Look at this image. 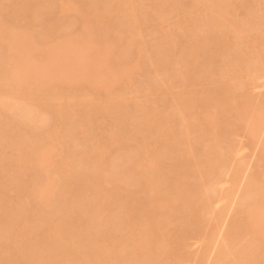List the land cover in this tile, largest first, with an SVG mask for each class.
Instances as JSON below:
<instances>
[{
	"label": "rangeland",
	"instance_id": "obj_1",
	"mask_svg": "<svg viewBox=\"0 0 264 264\" xmlns=\"http://www.w3.org/2000/svg\"><path fill=\"white\" fill-rule=\"evenodd\" d=\"M73 1L77 4V8L79 6V9H81V11H79V9H76L75 7L76 5L74 3H73L75 5L74 10L72 9L71 10L67 9L68 11H65V9L60 10L59 6L62 0L61 1L60 0L59 1L58 0H52V1L51 0H0V20L1 22H4L5 25L4 27L6 28L13 27L16 33L22 30L19 28H23L22 31H24L26 28L30 29V31L31 29H33L32 32L30 33L33 34L31 35L32 41L34 37V39H36L35 41H37V43L40 44V42L42 41L44 42V40L45 41L49 40L48 43H50V41L53 42L54 38L56 37L60 38L63 37L64 35L66 36L71 35V40L72 38L75 39L74 35L77 36L79 33L82 32V29L84 28L83 25L84 23L81 22L84 18L83 15L84 16L89 15L91 18L87 16L85 17L86 19L84 18L86 22L91 21L92 23L89 22V24L90 23L91 25L93 24L94 30L97 29L98 31V29L102 28L101 30H99V33H104L103 35V34H99L97 31H94L95 33L93 32V35L97 36L96 37L97 39L99 40L103 39V42L104 40L106 41L107 38H110V36L111 37L115 36L116 37L115 40H117V38L119 39V42L117 41L118 44L117 43H116L117 45L114 44L116 48L115 46H113L114 55L112 54V56H110L112 57L111 58L112 66L113 65L116 66V64L118 63L116 60H118L119 62L121 60H124L122 62L130 61L128 63H131V61L134 62L136 61L137 64L132 69L131 71L132 73L130 72L132 75H130L131 77L128 78V80L130 79L129 82L126 80L122 81L125 78H120L121 79L120 81V79L116 77L118 80L114 83L117 84H113L112 82H110L111 81L110 79L111 76H109L110 74L108 75L104 73L105 75L104 74L100 75V77H97L95 75L98 78L96 79L98 81V85L96 84L97 81L92 78L93 82H96L95 88L93 87L94 89L92 88L91 85H89V83L88 84L85 83L86 79L84 82L86 85H84L83 81L81 80L80 81L78 80L79 83L76 82L77 84L75 82L72 83L71 81L73 78L72 79L68 78L70 77L73 71V70L71 71L70 69L69 71H71V74L69 72L68 77L66 73H64L65 75L60 74L58 78L59 80L57 79L59 81V84L56 85V83L52 82L53 84H55V86L52 85V83H50L52 87H48V89L46 87H45L46 89L45 88L37 89L38 86L36 87L35 84L31 82L36 87L34 89L32 88L30 91L32 92L31 96L33 95V97L31 98L30 96L27 97L26 98L27 100L22 101V103L24 102L23 104L20 105L18 104L19 107L17 106V104L15 106L16 108L1 107V111H0L1 113L0 114V231H1L0 232V264H82L83 262H84L83 264H91L92 262H93L92 264H100V262H98L95 259L96 257L97 259L100 256L103 257L102 254L106 255V257L104 256L106 259L103 257L104 258L103 261L100 257L101 264H106V263L135 264V262L136 264H148L150 261L152 262H150L149 264H154L156 263V261H157L156 264H162L163 262L159 263V260L161 261L164 260L165 261L164 264H173L175 261H177L175 262V264H216V262H219V260H221L220 258H222L226 253L225 250L223 252L224 254L220 253L223 251L221 246L223 243L220 242H223L224 238H227L229 240L230 236L233 237V239L235 237L234 242L236 244V242L238 241L237 247L239 243V247L241 249L239 248L240 249L239 250L237 247L236 249L238 250L233 249L235 248L233 246L234 242L226 241L227 240L226 239L224 243L229 242V245L233 246V248L231 247L232 248L231 249L232 251H230L231 254L229 255L227 254V257L224 256L226 260L223 259V261L225 262L227 261L228 264L229 263L234 264L235 261L233 260L234 259L236 260L235 256L237 258H240L241 260L242 259L241 256L243 255V253L245 254V256H247L246 251H248L247 249H250L248 247L250 245L246 247V244H248V240L250 239V237L252 236L251 237L252 240V238H255L254 236L258 235V234L256 235L253 234L254 235L253 236L252 234H250L251 236L248 238L245 236L244 232H246L247 230L243 232L242 230H244L245 227L241 229L242 227H240L241 225L239 224V221L242 220V223L240 222L241 224H243L244 221L243 220L244 217L241 216L242 215L241 212L247 209L245 208L247 204L252 203L253 201L254 203L260 201L261 199H259V197H263L264 199V164H263L264 159L261 160L259 157L261 155L260 151L264 148L263 145L264 119L262 122L258 121L259 123H261L259 130H256L258 129L257 127L254 126L251 127L252 125L251 126L247 125L248 127H245L247 120L251 119L250 117L252 116V114H254L253 111L256 112V109L258 110L259 106L261 107L263 106L264 109V69H263L264 65H262L264 64L263 63L264 36H261L263 45L261 44L260 45L262 46V48L259 47L260 45L258 46V48L262 49V53H258L254 49L255 53L256 52L258 53V56L256 55L257 53L255 54L252 51H251L252 53L248 51L249 46H251L250 43L249 46L245 45L248 39H250L248 38V36H252V37L255 36L254 38H257L258 36L259 37L258 39H261L260 35H264V0H226V1L225 0H185V1L182 0L179 1L180 4L177 2L178 0L176 1L173 0L174 6L171 7L169 6L171 5V2H173L172 0L169 1L166 0L167 4L166 1L164 2L163 0H161L162 3L163 2L165 3V6L164 3L156 4V0H155V5L150 0H139V1L131 0L132 3L128 2L129 0L127 1L126 0H73ZM227 1L229 3V6L228 8H223V9H228L229 11L227 10L224 11V13L222 12L223 14L222 13L220 14L219 9L221 10L222 8V7L220 8V5H223V3L227 4L226 3ZM96 2L97 4L100 3L99 6L97 5V7L102 8L101 10L103 12L107 13L108 11L107 14L103 13L101 17L99 16L100 18H96V15H94L93 12L95 8L94 4ZM106 2L110 4L106 5ZM149 2L152 3L153 5L149 4ZM158 2L160 3V1ZM175 3L178 6L179 5L181 6H179L177 10L174 9L173 11L172 7L174 8L178 7ZM132 4L135 6H132ZM90 6L93 9L92 14L90 13L91 12ZM105 6L106 7L108 6L109 8L107 7L108 9H106ZM128 6H130L131 8ZM110 7H112L113 9ZM169 8L172 11H169ZM110 9H112V11L109 12ZM82 10H85V12L88 13H85L86 14L85 15L83 14L84 11ZM78 11L81 12L83 15L81 16V14ZM109 13H111L112 16L109 15ZM104 14L106 15V17ZM92 15L94 16L92 17ZM137 22L141 24H138ZM134 23H136L135 25L138 24L137 26H140L138 27L140 28V32H138L139 30H137V33H139V35H137L138 38L134 37L133 33L131 34L132 28L134 27V25L132 24ZM1 25L3 26V23ZM87 26L85 24V28ZM93 26L91 27L89 26L87 28L89 29L92 28ZM208 27L211 28L212 32H210L211 30ZM15 28H17L18 30ZM134 29H136V27H134ZM215 29L219 31L220 34L217 31H215ZM78 30L80 32H78ZM85 30L87 29H84L83 30L84 32L81 33L79 36H77V37H83L82 38L83 41L81 39H79L81 41L76 39V41H79V43L84 42V38H87L84 37L86 36L84 35V33H87ZM115 30H117L118 33H115L114 35ZM6 31L8 30L5 29V33L7 34ZM133 31L136 32L135 30ZM68 32L69 35H67ZM71 33L72 34L74 33V35L72 36ZM119 33L120 35L119 37H117ZM20 34L21 35L18 36L20 37L23 36L22 33ZM91 34L92 33L89 34L90 38L92 36ZM130 34L133 36H131ZM46 36L49 38L47 39ZM243 36L246 37L247 41ZM12 37H14V35ZM28 37L29 36L27 35L26 38ZM40 38H46V39H40ZM59 38L58 40L61 39ZM90 38H88L89 42L91 41L90 43L93 42L94 44L95 39L93 38L94 39L93 41L92 39L90 40ZM99 40L96 41L99 42ZM73 41L75 42V40ZM255 41L260 42L261 40L255 39ZM79 43L77 42V45ZM101 43H99L98 45L100 46ZM34 44L36 45V42H34ZM138 44L141 45L140 48ZM74 45L73 47L70 48V46H72V43L70 44V46L68 44L69 48L67 47V49L74 48ZM137 46L138 49L140 50L138 54L136 53L138 52L136 51ZM181 46H185L183 50L186 55L185 57L183 56V58L180 55L182 53V51L180 50ZM0 47L2 48V49L0 48V58H1L0 79H1V78H5L4 75L5 76L7 75L6 73L8 72L7 70H9V66L11 68V64H10L11 62L10 61L8 62L7 60L8 57H11L10 56L11 54L9 55L7 54L8 55L7 57L6 53L9 52L8 50L7 52H5L6 51L5 45L0 43ZM238 47L240 51H237ZM242 47H246L245 48L246 50H244ZM240 48H242V50ZM254 48H255V43H254ZM41 49H40V53H41ZM111 51L112 49L110 50V53ZM38 53H39V49H38ZM39 57L40 56H38L37 59ZM33 58L34 59L36 58V54L33 56ZM115 58L117 59L113 60ZM37 59H35L36 62L39 61ZM180 59L182 60V62ZM185 59H187V61ZM40 60H42V56ZM108 62L107 63L110 66L107 67H110L111 69L112 66L110 64V60ZM7 63H9L8 69L6 68L8 65ZM34 63L35 62H33V64ZM81 63L83 64V61ZM107 63L105 64L107 65ZM82 64H80V66H83ZM132 64L134 63L132 62ZM261 65L262 67L261 70L259 71ZM100 67L102 68L104 67V65ZM116 67H118V65ZM113 69L114 68H112V70ZM242 69L244 70L243 72ZM247 69L248 70L253 69V70L247 71ZM95 72L99 73V71H94V73ZM247 72H249L250 75ZM9 73L10 71L8 72V74ZM1 74L3 75V77H1L2 76ZM8 79L9 77L7 78V80ZM69 79H71V81ZM2 81L3 83L0 80V84L3 87L7 86L8 88L9 85L8 84L5 85L4 80ZM53 81H55V79ZM8 82L9 81H7V83ZM80 82H82L83 87L82 84H80ZM110 83L113 85L110 88L111 90L108 89L109 86L107 88V84L110 85ZM27 84L24 86H27ZM104 84H106V86ZM3 87L0 89L1 91ZM13 87L16 88V86L14 85ZM4 88L6 89V87ZM21 88L19 89L20 90L24 89ZM29 88L25 87V91L28 90ZM19 89L16 90L17 93ZM9 90H11V88H9ZM13 91H11L10 93H12ZM79 91H81L82 94ZM13 93H15V91ZM3 94L4 93L0 94V96L2 95L3 97H5L7 95L6 93L5 96ZM19 95L22 98L21 92ZM19 95L17 96V99L19 98ZM82 95H84V97ZM12 97L14 98V96ZM22 99H25V97ZM78 100L79 103H81L82 101L84 102V100L85 102L79 104L77 103ZM244 100H246V103ZM243 101L244 104H242ZM239 102H241L240 104L241 107L242 105L244 106L247 105V107L248 106L250 107L244 108L243 106V108H241L239 107ZM13 104L15 105V103H12V106ZM116 104H118L117 107H119V109H122V110H118L119 112H117L116 110L117 109V107L115 106ZM187 104L192 105L190 106V108L194 107L193 110L194 109L195 110L192 111L194 116H196L195 118L194 116L192 118L189 116L191 113L190 114L188 113L191 111V109H189L188 107L189 105L186 106ZM236 104L238 105V107ZM183 106H185L184 110L189 109L188 113L184 111L185 115L188 114L187 117L185 116V118L187 119L183 117L180 118L182 115L184 116L181 110L183 109L182 108ZM113 107L116 109H114ZM234 107L236 108V110H234L235 109ZM113 109L116 110L115 114ZM238 109H240V112ZM243 109H245L244 113H242L243 115L241 114L240 116L239 114L236 113L237 111L241 113V110L243 112ZM121 111L122 113H120ZM210 111L212 112L210 113L211 116L212 114L215 115L212 118L214 120L211 121L212 123L211 122L203 123L204 121L203 119H201L203 115H201V113L206 114L205 112H210ZM259 111L263 113H259L257 111L258 114L256 112L255 115L264 114V111L260 109ZM123 113H125L124 114L125 116L123 115ZM26 114L27 115L29 114L28 116L31 115L30 118L32 117V119L30 120L29 118L27 119V116H25ZM234 114L239 116L238 118L239 120H236L235 118L236 116ZM140 115L141 117L145 116L144 118L148 119L145 122V119H143L142 117V121L144 120V124L141 121L142 125L137 124V121H135L134 119L135 117L137 118V116L139 118ZM255 115L252 116L251 120H255V119L258 120V118L256 117L257 115L256 116ZM23 116H25L26 118L24 119ZM130 117L134 119L136 123L132 121ZM138 118L137 120L138 122H140ZM208 119L210 120V118ZM204 120L206 121V119ZM181 123L188 124L189 126L186 125L187 126L186 128V126L182 125ZM247 123H249V120ZM249 127L256 130L258 134L255 131H253L251 128L250 130L247 129ZM186 131L192 133L190 134L191 135L190 137L192 138L191 140L190 138L187 137L189 136V134ZM250 131H253L255 133L251 135ZM36 132L38 134L36 135L39 138L37 137L38 141L36 140L37 143L33 144V146H36V144L37 146L44 145L43 144L44 142L47 145L48 141L50 143L53 141V143H55L57 146L55 148L54 147L52 148L53 150H55L54 152L53 150L50 149L53 152L52 154H50L51 151L50 153L48 152L46 154V155L49 154L48 161H47L48 158L46 157H45L46 159H44L45 161L43 159H41L42 162H40L39 159L38 161L37 158L39 157V155H37L36 157L35 155L36 151L33 154H31L32 153L31 151L35 150L34 147H33L34 150H32L25 146V145L28 146V142L30 143V145H32L31 142H34V140L36 139L35 138L33 141H27V144H25L26 142L25 140H27L29 137L28 135H26L27 139H25L26 137L25 134L30 135ZM181 132L182 133L186 132L184 133V135L186 136L185 138ZM113 133L116 134V137L114 136ZM256 134L258 136H256ZM259 134L262 135L261 137L263 138H261ZM222 137H224V139ZM115 138L117 139V141ZM119 138L121 140H119ZM163 138L165 141H163ZM185 139L189 141L187 142ZM23 141L25 142L23 143ZM118 141L121 142L117 143ZM260 142L262 143V145ZM21 144L23 145V147ZM164 144H166V146ZM30 145L29 147L31 148ZM97 145L98 146L100 145V148L102 145V147H105L104 148L105 150L107 149L106 152H104V149L102 148L103 156H101L100 154L99 156V158L101 157L100 160L95 158L97 156H94L97 155L95 154V152L99 150L98 149L99 147ZM20 146L21 149H19ZM91 146L94 152L91 151L92 150L90 149ZM261 146H263V148ZM42 148L44 149L45 146L44 147L42 146ZM36 149L38 150V147ZM19 153H21L22 155L20 154V157L18 158ZM210 153H212L213 155L212 154L210 155ZM27 154L29 155L28 157ZM30 155H32L31 156L32 158L30 157ZM144 156H145V160L146 158L147 160L152 158L153 161H155L153 163L154 165L152 164L153 162L152 159L148 161V162L152 161L151 164L153 165V166L150 165L151 167L149 166V168L144 163L145 167L148 168L146 169V171L144 170L145 168L143 169L145 174L143 173L141 168L144 167V165L142 164V166L141 165L138 166L137 165L138 163L136 162L138 159H140L139 162H144L143 161L144 159H142V157L144 158ZM71 157L73 158L71 159ZM93 158L95 159V161L93 160ZM207 158L210 159L208 160ZM19 159L21 160L23 159V160L21 161ZM27 159H29L28 162H26ZM63 159L65 160V162H63L64 161ZM201 159H203L204 161L207 160V162L206 161L203 162L204 165L206 164L205 167L204 165L200 164L202 162ZM112 160H115L116 162ZM117 160L119 163L117 162ZM199 160H200L199 163L200 165L199 164L198 165L199 167L202 166L203 167L202 169L204 170L202 171V169L200 168L201 172L199 171V169L196 168L197 165L194 163V162L198 163ZM69 161L70 164H68ZM96 161L100 163L102 161H103L102 163L108 162L107 170L103 171L104 169L102 170L100 169L99 166H96L100 164V163L99 164L96 163ZM112 162L115 163L114 164L115 166L112 164ZM65 163L68 164V168L66 169H69L71 174L73 171V175L70 174V177L73 176L72 177L73 179L70 178L69 175H67L68 177L66 178H70V179H64L65 175L63 176V178L60 177L61 173H63L61 170L65 169L64 168ZM94 164L96 167L94 166ZM117 164H119L118 166L119 168L117 167ZM117 168L119 169L120 172L118 171ZM114 169L115 170L117 169V173L121 174L119 175V178H118V174L115 175L116 171H114ZM234 170L235 172L237 171L236 172L237 175L235 176V182L234 180H232L234 179V174H235ZM97 171L98 172L101 171L102 174L98 173ZM97 174L102 176L101 178L106 179V181L104 179L103 181L100 178V176H98ZM252 174L253 176H251ZM252 177L253 178L258 177L256 179L260 180L257 181L258 188H255L257 184H254L255 182L253 181ZM50 178H53L54 181L53 179ZM97 178L100 179L99 181L100 186L102 184L103 185L102 188L104 187L105 189H107L108 192L110 191L109 193H106L108 195L105 196L104 194L103 197V193H101V191L103 190L100 191V188H98L99 184L95 183L98 182ZM146 178L149 180H147ZM179 178L181 179V181ZM250 178L253 181L252 183ZM197 179L200 180L197 182ZM43 180L44 181L52 180L54 183L57 182V184L55 183L56 185L54 184V187L56 186L59 189L58 191L56 190L57 188L55 187V190H53L54 192L52 191L51 195L49 194L50 195L49 200L47 201V203H44L45 205L40 203L41 201L39 197L37 198L38 194H36V191L37 190L39 191L38 187H41L42 183L44 182ZM65 180H69L70 183L68 181L66 182ZM85 180L88 181V183L84 184ZM179 181L180 183H178ZM45 183L46 182H44V184ZM201 183L203 184L201 185ZM204 183L206 184L205 187H203ZM209 183L211 184V187L207 186V184L210 185ZM230 183H232L233 185ZM177 184L179 188L177 187ZM249 184L255 186L254 188L256 191H251L252 189L254 190V188L251 186L252 189L250 188L251 189L250 190ZM67 185L68 186L70 185L69 187L72 189H69ZM60 186L62 187V190ZM81 186L84 189H82ZM206 186L208 188L209 187L212 188L213 191L212 189L210 190L206 188ZM244 186H248V188L246 187L247 192H245ZM118 187L120 188V190ZM196 188L199 192L196 191ZM203 188L205 190H203ZM96 189H98L97 190L98 192L96 191ZM63 190L64 191L68 190V191L64 192ZM93 190H95L96 192L95 191L93 192ZM175 190L177 191L179 190V191L177 192ZM203 191H205V193ZM206 191L208 192V195ZM84 192L86 195L84 194ZM244 192L245 195H243ZM87 193H89V195ZM251 193L253 194V196L255 195L254 196L255 198L252 197ZM109 194L113 196H110ZM83 195L87 196V200L86 197L84 199L83 197L80 198V196ZM246 195L248 197H246ZM78 197L80 198V200H78ZM201 197L204 198L205 201L204 199H201ZM243 197L245 199L249 198L250 200L252 197V201H250L249 199L245 200L243 199ZM81 199H83L82 200L83 202L81 201ZM212 200H214V203L212 202ZM209 201L211 205L208 204ZM243 201H245V203L248 201V203L245 204L243 203ZM263 202L261 201V203ZM241 203L244 204L245 206L242 205ZM240 204L242 205V208L245 209L239 212L240 209L239 207L241 206ZM257 205L258 204H256V206ZM252 206L255 207V204ZM261 206L259 205L257 207H261ZM158 207L160 208L158 209ZM257 207H255V209ZM66 208L69 210H67ZM215 211L216 212L218 211V213H216ZM93 212L96 214L94 215ZM98 212H100L101 214ZM123 212L125 214H123ZM244 212H246V210ZM93 215L96 217L100 215L101 219L99 220L100 216H98V218L95 219L96 217H93ZM125 215H127L129 218L127 216L125 217ZM246 215L249 216L248 213ZM90 217L94 218L93 220L95 221L91 220ZM162 219H165V222L166 221L168 222L167 223L162 222L163 223L162 225L160 224L161 222H159ZM246 219L248 220L249 218L248 217L245 218V221L247 222ZM236 220L238 222V224L236 222V225L238 226L240 225V226L239 227L236 226L235 229V225L233 228L232 226ZM252 222L251 224L248 220L247 225L246 223L244 224L246 226H249L251 224L250 226H252L255 223L254 221ZM146 223H148L149 225ZM228 227L231 230H229ZM55 228L58 229L55 231ZM232 229H235L234 231L236 232L238 231V232L236 233ZM89 230L92 235L93 234L97 235L96 232L101 233V235L99 236L102 237L101 240L104 239L103 241H105V242L100 241L99 243L100 246L96 244V246H99L98 249H96L97 247L94 246L95 244L92 245V243L90 247V244H88L89 241L86 240L87 238L86 235L90 234ZM229 231H233V233L231 234V232ZM138 233L139 235H137ZM246 234L248 233L246 232ZM92 235L89 236L91 237ZM134 235L136 236L135 237L136 239L134 238ZM143 235L145 236L143 237ZM81 236L85 237L84 239L87 242L85 240L84 242H86L87 245L84 242L81 243V241L83 240L82 239L83 237L81 238ZM131 237L134 239L133 241L136 240L137 242H132V240H130ZM150 237L152 240L150 239ZM53 238H56L58 241ZM138 238L141 241V245H143L144 248H146L145 250L143 249L144 251H141L142 249L141 250L137 249L136 243L140 242ZM258 238L259 237L255 239L257 240ZM127 239L129 245H130L129 240L130 242H132V244L135 247V250L131 249L133 247L126 248L127 246H124V245H128L125 243L127 242ZM154 239L155 240L160 239L159 242L158 240L155 241V243L157 242L156 246L158 248L161 247L160 244H159L160 247L157 245L158 243L164 240L166 241L163 242L164 244L161 250L162 253H164L163 255L161 251H159L158 253L157 250L158 248L156 249L154 248L153 245ZM259 239L261 240H257L256 243L258 244L257 247L254 246L255 249H257L256 252L254 249H253L254 251L250 249V253H253L252 256L254 255L256 257V264L257 262L258 264H264V262H260L261 259L264 257V237L262 236V238ZM122 240L124 243L123 249H122V245L117 246L119 243L118 241H120L119 244H121ZM230 240H232V238H230ZM149 242L151 243V246L149 245ZM255 242L256 241L253 242L254 245H256ZM146 243L147 245H144ZM244 243L245 246H243ZM77 246L79 247V249L77 248ZM107 246L110 248V250H107V252L108 251L110 252V256H111L110 260L112 262L109 260L110 258L109 252L108 253L106 252L107 253L106 254L103 251H101L102 247H104V249L102 250H105ZM251 246H253V244ZM116 248L117 251L122 249V251L119 252H123V250L125 249L124 251L126 253L123 252V257L120 255L122 253L117 252L115 254L114 251L116 250ZM229 248H225V249H228L229 251ZM130 249H131L130 252L132 253H129ZM78 250L79 253H77ZM112 250L114 253L112 252ZM244 250L246 251L243 252ZM96 251H98L99 253ZM134 251L135 253H133ZM228 251L227 253H229ZM239 251L243 253L241 254ZM237 252H239L238 254L239 256L241 254L240 257L236 254ZM254 252L256 255L254 254ZM92 253L95 254L93 255ZM218 253H220V255ZM69 254L71 257H69ZM117 254L120 255L119 256L120 259L125 258L126 261L123 262L124 260L121 261L117 257H114L113 259V256ZM81 255L82 256L85 255V256L82 257ZM157 255L160 258H157L156 260V257H158ZM94 256L96 257L93 258ZM175 256L177 259L175 258ZM254 256L252 257V259L254 258L255 260ZM69 258L70 261L68 260ZM152 258L154 259V261ZM167 258L168 260L166 261ZM115 259H118L121 262ZM102 261L104 263H102ZM247 261H250L249 258ZM239 262L237 261V263ZM219 264L221 263L219 262Z\"/></svg>",
	"mask_w": 264,
	"mask_h": 264
},
{
	"label": "bare ground",
	"instance_id": "obj_2",
	"mask_svg": "<svg viewBox=\"0 0 264 264\" xmlns=\"http://www.w3.org/2000/svg\"><path fill=\"white\" fill-rule=\"evenodd\" d=\"M51 1H52V0H51ZM58 1H59V0H58ZM60 1H61V0H60ZM72 1H73V0H71V1H70V0H62V2H60L59 9H60V10H64V9H65V11H68L69 9H70V10H71V9L74 10L75 7H76V9H79V6H78V8H77V4H76L74 1H73V2H72ZM126 1H127V0H126ZM138 1H139V0H138ZM150 1L153 2L154 5H155V0H150ZM158 1H160V3H159ZM163 1L165 2L166 0H163ZM168 1H169V0H168ZM172 1H173V0H172ZM174 1H176V0H174ZM174 1L171 2V5H170V3H169L170 6H169V5H168V6H169V7L174 6V4H173ZM179 1H182V0H178L177 2L179 3ZM184 1H185V0H184ZM184 1H183V3H184ZM225 1H226V0H225ZM128 2H131V0H129ZM133 2H134V1H133ZM157 2H158V3H157ZM164 2H163V3H164ZM177 2H176V3H177ZM71 3H72V4H71ZM73 3H74L76 6H75ZM92 3H93V2H92ZM126 3H127V2H126ZM131 3H132V2H131ZM131 3H130V4H131ZM161 3H162L161 0H156V4H161ZM163 3H162V4H163ZM176 3H175V4H176ZM178 3H177V4H178ZM226 3H227V4H224V3H223V5H220V8L222 7L221 10L219 9L220 14H221L222 12L224 13V11H227V10H228V9H223V8H228V6H229L228 1H227ZM104 4H105V3H104ZM107 4H108V3L106 2V5H107ZM109 4H110V3H109ZM109 4H108V5H109ZM128 4H129V3H128ZM149 4H152V3L149 2ZM166 4H167V1H166ZM172 4H173V5H172ZM177 4H176V5H177ZM179 4H180V3H179ZM230 4H233V3H230ZM97 5L99 6L100 3L97 4V2H96V3L94 4V6H95L94 11H93V9H92L93 4H92V7L90 6V7H91V12H90V13L92 14V11H93V12H94V15H96V18H100V17L103 15V13H106V12H103V11L101 10L102 8L97 7ZM102 5H103V2H102ZM152 5H153V4H152ZM176 5H175V7H176ZM74 6H75V7H74ZM130 6H131V5H130ZM130 6H128V7H130ZM132 6H135V5L132 4ZM132 6H131V7H132ZM156 6H157V5H156ZM160 6H161V5H160ZM162 6H163V5H162ZM164 6H165V3H164ZM177 6H178V5H177ZM179 6H181V5H179ZM179 6L176 7V8L172 7V8H173L172 10H173V11H174V9L177 10V8H179ZM105 7H106V6H105ZM107 7H108V6H107ZM107 7H106V9L109 8V7H108V8H107ZM131 7H130V8H131ZM98 8H99V9H98ZM110 8H112V7H110ZM130 8H129V11H130ZM166 8H167V7H166ZM67 9H68V10H67ZM106 9H105V10H106ZM112 9H113V8H112ZM112 9H110L109 12L112 11ZM127 9H128V8H127ZM132 9H133V8H132ZM99 10H100V11H99ZM172 10L169 8V11H172ZM79 11H81V9H79ZM79 11H78V12H79ZM82 11H84L83 14L88 13V12H85V10H82ZM87 11H88V10H87ZM101 11H102V12H101ZM106 11H107V10H106ZM228 11H229V10H228ZM99 12H100L101 14H100ZM79 13L81 14V16L83 15L81 12H79ZM107 13H108V11H107ZM107 13H106V14H107ZM223 13H222V14H223ZM80 14H79V15H80ZM99 14H100V15H99ZM128 14H129V13H128ZM85 15H86V14H85ZM94 15H92V17H93ZM104 15H105V14H104ZM109 15L112 16L111 13H109ZM129 15H130V14H129ZM86 16H87V17H90L89 15H86ZM86 16L83 15L84 18H85ZM99 16H100V17H99ZM130 16H131V15H130ZM83 17H82V18H83ZM105 17H106V15H105ZM109 17H110V16H109ZM80 18H81V17H80ZM84 18H83V20L81 21V22L84 23V24H83V25H84V28L82 29V32H81V33L84 32V31H83L84 29H87V30H85L87 33H84V35H86V36H84V35H81V36H84V37H87V38H84V42H80V43H82V44H80L79 41H81V40L83 41V39H82L83 37H77V36H79L81 33H79L78 35H77V33H76L77 36H75L74 33H73V34L71 33L72 36L74 35V38H75V39L72 38V40H71V35H70V36H66V35H64L63 37H60L61 39H60L59 37L54 38L53 42L50 41V43H48L49 40H48V41H45V40H44V42H43V41L40 42L41 45H40L39 43H37V41H35L36 39H34V37H33V41H32V36H31V35H33V34H30V33L32 32L33 29H31V31H30V29H27V28H26V29H25V30L27 31V32H26L25 30L22 31L23 28H19V29H22V30H20V31H18V32L16 33L13 27H12L13 29H12V28H6V27H4V26H5V25H4V22H1V20H0V22H1V23H0V43L5 45V48H6V49L3 47V48L6 50L5 52H7V50H8L9 53H6V55H7V54H8V55L11 54V55H10L11 57H8V55H7V57H8V59H7L8 62H9V61L11 62V63H10V64H11V68H10V66H9V63H7L8 65H7V67H6V68L8 69V66H9V70H7V71H8V72L10 71V73L8 74V72H7V73L5 72V73L7 74L6 76L4 75L5 78H1V79H0L2 83H3L2 80H4V84H5V85H6V84L9 85L8 88H7V86H4V87H6V89H5V88L0 84V87H1V86L3 87L2 91L0 90V92H1L0 94L4 93V94H3L4 96L7 94L5 97H3L2 95L0 96V111H1V107H2V108H8V107H10V108H11V107L14 108V107L16 106V104H17V106H18V104H19V105H20V104H23L24 102L22 103V101L27 100V99H26L27 97H29V96H30V98L33 97V95L31 96L32 92H30L32 88L34 89V88H36V87L38 86L37 89H39V88H40V89H41V88L44 89L45 87L48 89V87H52V85L55 86V84H53V83H56V85L59 84V81H58V80H59V79H58V78H59V75H60V74H64V73H66V74H67V77H68L69 72H70V74H71V71H72V70H73L74 72L72 71V74L70 75V77H68V78H71V79L73 78V79H74V80L72 79V81H71V79H69L72 83H73V82H75V83H76V82L79 83L80 80L83 81V83H84V82H85V79H86V82H85V83H86V84L89 83V85H91L92 88H93V87L95 88V86H96V85H95L96 82H93V79H95V80L98 79L97 77H100V75H103L104 73H105V74H108V75L110 74V75H109V76H111V77H110V79H111L110 82H112L113 84H117V83H114V82H116V81L118 80L117 78H119V79H120V78H125V79L122 80V81H125V80H126V81L129 82L130 79L128 80V78L131 77L130 75H132V74H131V73H132L131 71H132V69L136 66V64H137L136 61H135V62H134V61H131V63H128V62H130V61H125V62H126V63H125V62H122V61H124V60H121V61L119 62L118 60H116L117 58H115V59H113V60H116L119 64H118V63L116 64V66L118 65V67H116L115 65H113V66H114V67H113L112 64H111V58H112V57H110V56H112L113 51H114V47H113V46H115V45L118 44L119 39L117 38V40H115V38H116L115 36H113V37L110 36V38H111V39H110V38H107V37H108V36H107V37H106V38H107L106 41H108V42H106V41L104 40L105 43L103 42V39H100V40L97 39V38H96L97 36L93 35V32H94V31H97V29L94 30V29H93V28H94L93 24L91 25L92 22H91V21L86 22V20H85L86 18H85V19H84ZM90 18H91V17H90ZM80 20H81V19H80ZM84 20H85V21H84ZM129 20H130V19H129ZM133 20H134V19H133ZM133 20H132V22H133ZM130 21H131V20H130ZM89 22H91V23L89 24ZM2 23H3V26L1 25ZM137 23H138V22H137ZM220 23H221V22H220ZM85 24H86V26H87V24H88L87 27H89V26H90V27L93 26V27H92V28H89V29H88L87 27L85 28ZM130 24H131V23H130ZM135 24H136V23H134V24H132V25H134V27H136V29H134V27L131 26V27H133V28H132V32H131V34L133 33L134 37H137V35H139V33H137V30H139L138 32H140V28H138V27H140V26H137V25H138V24H141V23H138L137 25H135ZM221 25H222V24H221ZM6 26H7V25H6ZM206 26H208V25H206ZM211 26H212V25H211ZM211 26H210V27H211ZM222 26H223V25H222ZM82 27H83V26H82ZM210 27H208V28L211 30L212 27H211V28H210ZM224 27H225V26H224ZM97 28H98V26H97ZM99 28H100V27H99ZM213 28H215V27H213ZM216 28H218V27H216ZM5 29L8 30V31H6L7 34L5 33ZM15 29H17V28H15ZM91 29H92V30H91ZM101 29H102V28H101ZM101 29H98L97 32L99 33V30H101ZM220 29H221V27H220ZM13 30H14V32H13ZM17 30H18V29H17ZM28 30H29L30 32H29ZM88 30H89V31H88ZM130 30H131V28H130ZM133 30H135L136 32H134ZM9 31H11V32H9ZM80 31H81V29H80ZM80 31L78 30V32H80ZM90 31H91V32H90ZM115 31H117V30H115ZM115 31H114V35H115V33H118V31H117V32H115ZM215 31H217V30L215 29ZM234 31H235V30H234ZM23 32H24V33H23ZM210 32H212V30H211ZM217 32L219 33V31H217ZM217 32H216V34H217ZM220 32H222V31H220ZM236 32H237V31H236ZM9 33H10V34H9ZM13 33H14V34H13ZM18 33H19V34H18ZM20 33H22V35H23L24 37L21 36V37H22V38H21L20 36H18V35H21ZM90 33H92V34H91V35H92L91 38H90V35H89ZM94 33H95V32H94ZM5 34H6V35H5ZM15 34H16V35L18 34V35L16 36ZM99 34H103V35H104V33H99ZM131 34H130V35H131ZM219 34H220V33H219ZM13 35H14V37H12ZM25 35H26V36H25ZM27 35L29 36L28 38H26ZM67 35H69V32H68ZM116 35H117V34H116ZM119 35H120V33L118 34L117 37H119ZM133 35H131V36H133ZM8 36H11V37H8ZM256 36H257V35H256ZM261 36H264V35H260V38H261ZM42 37H43V36H42ZM68 37H69V38H68ZM76 37H77V38H76ZM98 37H99V36H98ZM243 37H244V36H243ZM251 37H252V36H248V38L251 39V40L248 39V41L250 40L249 42L246 40V37H244L245 40L248 42V43L246 42L245 45H246V46H249V45L251 44V46H249V48H248V51H250V52L252 51V52H254V53H255V51H257L258 53H262V49H261L262 46H261V45H263V41H264V40L262 41V38H261V39H258V38H259L258 36H257V38H254L255 36L252 37V38H251ZM13 38H14L15 40H14ZM25 38H26V39H25ZM46 38L48 39L49 37L46 36ZM46 38H40V39H46ZM58 38H59L60 40H58ZM64 38H65V40H66V39H68V40L65 41ZM88 38H90V40L92 39L93 41H94V39H95L94 44H93V42L90 43L91 41L89 42V39H88ZM93 38H94V39H93ZM100 38H101V36H100ZM106 38H105V39H106ZM113 38H114V39H113ZM130 38H131V37H130ZM132 38H133V37H132ZM137 38H138V37H137ZM17 39H18V40H17ZM27 39H28V40H27ZM55 39H57V40H55ZM76 39H77V40L81 39V40L76 41ZM112 39H113L114 41H113ZM134 39H135V38H134ZM255 39H256V40H261V41H260L261 43L258 42V41H255ZM263 39H264V38H263ZM70 40H71V41H70ZM73 40H75V42H74ZM96 40H99V42H97ZM101 40H102V41H101ZM132 40H133V39H132ZM253 40H254V41H253ZM26 41H27V42H26ZM30 41H31L32 43H31ZM54 41H55V42H54ZM117 41H118V42H117ZM2 42H3V43H2ZM34 42H36V45L34 44ZM77 42L79 43L78 45H77ZM101 42H102V43H101ZM42 43H43V44H42ZM45 43H46V44H45ZM71 43H72V46H70ZM73 43H74L75 45H74ZM83 43H84V44H83ZM95 43H96V45H95ZM99 43H101L102 46H101V45L99 46V45H98ZM116 43H117V44H116ZM249 43H250V44H249ZM254 43H255V48H254ZM37 44H38V45H37ZM68 44H69L70 48L73 47V45H74V48H72V49H67V47L69 48ZM91 44H92V46H91ZM114 44H115V45H114ZM247 44H248V45H247ZM260 44H261V45H260ZM138 45H139V44H138ZM259 45H260V46H259ZM1 46H2V45H1ZM36 46H37V47H36ZM78 46H79V47H78ZM95 46H96L97 49L95 48ZM140 46H141V45H139V48H140ZM252 46H253V47H252ZM258 46L261 47V48H258ZM263 47H264V46H263ZM0 48H1V47H0ZM41 48H42V49H41ZM115 48H116V46H115ZM136 48H137L136 51H138V52H136V53L138 54V53L140 52V50L138 49V46H137ZM183 48H185V46H181V47H180V50L182 51V53H181V51H180V53H181L180 55H181L182 58H183V56L185 57V55H186L185 52H184V50H183ZM242 48H243L244 50H246V49H245L246 47H242ZM242 48H240V49L242 50ZM256 48H257V49H256ZM1 49H2V48H1ZM38 49H39V53H38ZM40 49H41V53H40ZM73 49H74V50H73ZM98 49H99V50H98ZM111 49H112V51H111V53H110V50H111ZM186 49H187V48H186ZM190 49H191V48H190ZM249 49H250V50H249ZM254 49H255V51H254ZM259 49H260V50H259ZM36 50H37V52H36ZM71 50H72V51H71ZM141 50H142V49H141ZM34 51H35V52H34ZM185 51H186V50H185ZM215 51H216V50H215ZM237 51H240V50H239V47L237 48ZM263 51H264V50H263ZM1 52H2V51H1ZM33 52H34V53H33ZM252 52H251V53H252ZM257 52H256V53H257ZM32 53H33L34 55L36 54V58H35V59H37V57L40 56V57L37 59V60H39V61H37V62L35 61V59L33 58L34 55H33ZM109 53H110V54H109ZM183 53H184V55H183ZM256 53H255V54H256ZM258 53L256 54L257 56H258ZM1 54H2V53H1ZM29 54H32L33 56H32V55H29ZM40 54H42V55H40ZM68 54H69V55H68ZM108 55H109V58H108ZM113 55H114V54H113ZM4 56H5V54H4ZM30 56H31V57H30ZM41 56H42V60H40V59H41ZM31 58H32V59H31ZM182 58H181V59H182ZM0 59H1V58H0ZM5 59H6V58H5ZM10 59H11V60H10ZM107 59H108V60H107ZM121 59H123V58H121ZM181 59H180V60H181ZM187 59H189V58H187ZM187 59H185V60L187 61ZM31 60H32V61H31ZM109 60H110V64H111V66H112L111 69H110V67H107V66H110V65H108V63H109L108 61H109ZM119 60H120V58H119ZM126 60H127V59H126ZM183 60H184V59H183ZM82 61H83V64L81 63ZM6 62H7V61H6ZM31 62H32V63H31ZM33 62H35V63L33 64ZM84 62H85V63H84ZM107 62H108V63H107ZM112 62H113V61H112ZM132 62H133L134 64H132ZM181 62H182V60H181ZM37 63H38V64H37ZM101 63H103V64H101ZM105 63H107V65H106ZM263 63H264V62H263ZM80 64H82L83 66H80ZM84 64H85V65H84ZM86 64H87V65H86ZM114 64H115V61H114ZM261 64H262V62H261ZM103 65H104V67L101 68L100 66H103ZM249 65H250V64H249ZM262 65H264V64H262ZM262 65L260 66V69L258 68L259 71L261 70ZM84 66H86V67L88 66V67L86 68V67H84ZM93 66H94V67H93ZM95 66H96V68H95ZM258 66H259V65H258ZM258 66H257V67H258ZM79 67H81V68H79ZM82 67H83V68H82ZM105 67H106V68H105ZM115 67H116V68H115ZM247 67H248V66H247ZM249 67H250V66H249ZM252 67H253V66H252ZM254 67H255V66H254ZM107 68H108V69H107ZM112 68H114V69L112 70ZM70 69H71V71H69ZM74 69H76V70H74ZM92 69H93V70H92ZM100 69H101V71H100ZM102 69H105V70H102ZM254 69H255V68H254ZM263 69H264V68H263ZM129 70H130V71H129ZM250 70L252 71L253 69H249V70L247 69V71H250ZM4 71H5V70H4ZM94 71H99V73H96V72L94 73ZM243 71H244V70L242 69V72H243ZM255 71H256V70H255ZM257 71H258V70H257ZM106 72H107V73H106ZM130 72H131V73H130ZM88 73H89V75H88ZM247 73L250 75L249 72H247ZM252 73H254V72H252ZM98 74H99V76H98ZM105 74H104V75H105ZM184 74H185V73H184ZM1 75H2V74H1ZM8 75H9V76H8ZM64 75H65V74H64ZM91 75H92L93 77H92ZM95 75H96L97 77H96ZM128 75H129V76H128ZM246 75H247V74H246ZM1 77H3V75H2ZM8 77H9V79L7 80ZM89 77H90V78H89ZM116 77H117V78H116ZM187 77H188V76H187ZM92 78H93V79H92ZM112 78H113V79H112ZM114 78H115L116 80H115ZM126 78H127V79H126ZM54 79H55V81H57V82L53 81ZM57 79H58V80H57ZM75 80H76V81H75ZM78 80H79V81H78ZM91 80H92V81H91ZM95 80H94V81H95ZM112 80H113V81H112ZM7 81H9V82L7 83ZM96 81H97V80H96ZM120 81H121V79H120ZM120 81H119V83H120ZM31 82L34 83L36 87H35ZM52 82H53V83H52ZM92 82H93V84H92ZM25 83H26V84L28 83L27 86H24V85H26ZM50 83H52V85H51ZM77 83H76V84H77ZM85 83H84V85H86ZM108 83H109V81H108ZM12 84H13L14 86H16V88L13 87ZM22 84H23V85H22ZM31 84H32V86H31ZM80 84H82V82H80ZM96 84L98 85V81H97ZM21 85H22V88H21ZM29 85H30V88H29ZM46 85H48V86H46ZM50 85H51V86H50ZM78 85H79V84H78ZM78 85H77V86H78ZM104 85L106 86V84H104ZM10 86H12V87H10ZM23 86H24V87H23ZM80 86H81V85H80ZM108 86H109V88H108ZM111 86H113L111 83H110V85L107 84V88H108V89H110ZM2 87H1V88H2ZM25 87H26V88L28 87L30 90L28 89V90L25 91ZM82 87H83V84H82ZM103 87H104V86H103ZM1 88H0V89H1ZM9 88H11V90H9ZM19 88H21V89L24 88V89H23V90H20ZM46 88H45V89H46ZM94 88H93V89H94ZM7 89H8L9 91H8ZM17 89H19L18 93H17V91H16ZM80 89H81V88H80ZM108 89H107V90H108ZM3 90H4V91H3ZM13 90L15 91V93H13V92H14ZM57 90H58V88H57ZM110 90H111V89H110ZM6 91H8V92H6ZM11 91H13V92L10 93ZM23 91H24V92H23ZM27 91H28V92H27ZM20 92H21V94H22V95H21L22 98L25 97V99H22V98L20 97V95H19ZM79 92L82 94L81 91H79ZM5 93H6V94H5ZM16 93L19 95V98H18V99H17V96H18V95H17ZM26 93H27V94H26ZM11 94H12V95H11ZM15 94H16L17 96H16ZM28 94H29V95H28ZM53 94H54V93H53ZM83 94H84V93H83ZM27 95H28V96H27ZM54 95H55V94H54ZM75 95H77V94H75ZM117 95H120V94H117ZM12 96H14V98H13ZM15 96H16V98H15ZM82 96L84 97V95H82ZM85 96H86V95H85ZM2 97H3V98H2ZM117 97H118V96H117ZM122 97H123V96H122ZM244 97H245V96H244ZM79 98H80V97H79ZM120 98H121V97H120ZM72 99H73V98H72ZM74 99H75V98H74ZM77 99H78V98H77ZM77 99H76V100H77ZM245 99H246V98H245ZM10 100H11V101H10ZM14 100H15L16 102H15ZM242 100H243V98H242ZM242 100H241V101H242ZM69 101H70V100H69ZM244 101H245V103H246V100H244ZM244 101L242 102V104H244ZM19 102H20V103H19ZM80 102H81V101H80ZM82 102H83V101H82ZM82 102L79 103V100L77 101V103H79V104H82ZM84 102H85V100H84ZM84 102H83V103H84ZM86 102H87V101H86ZM219 102H221V101H219ZM12 103H15V105L13 104V106H12ZM69 103H70V102H69ZM72 103H73V101H72ZM217 103H218V102H217ZM237 104H238V103H237ZM237 104H236V105H237ZM240 104H241V102H239V107H241ZM117 105H118V104H116L115 106L117 107ZM188 105H189V104H187L186 106H188ZM260 105H261V104H260ZM59 106H60V105H59ZM115 106H114V107H115ZM190 106H192V105H189V106H188L189 109H191V111H192L194 107H191V108H190ZM243 106H244V105H242L241 108H243ZM18 107H19V106H18ZM21 107H22V106H21ZM54 107H55V106H54ZM111 107H112V106H111ZM114 107H113V108H114ZM184 107H185V106H183V107H182L183 109H181L182 112H183V114H184V111H186V112L188 113L189 109L185 108V109H187V110H184ZM237 107H238V105H237ZM245 107H247V105L244 106V108H245ZM249 107H250V106H248L247 108H249ZM15 108H16V107H15ZM59 108H60V107H59ZM122 108H123V107H122ZM176 108H177V106H176ZM180 108H181V107H180ZM231 108H232V106H231ZM234 108H235V107H234ZM109 109H110V108H109ZM114 109H116V108H114ZM114 109H113L114 114H115L116 110H117V112H119L118 110H122V109H119V107H117L116 110H114ZM259 109L262 110V111H264L263 106H262V107L259 106V107H258V110L256 109V112L258 111L259 113H263V112H260ZM111 110H112V108H111ZM177 110H178V108H177ZM177 110H176V111H177ZM181 110H180V111H181ZM194 110H195V109H194ZM194 110H193V111H194ZM196 110H197V108H196ZM234 110H236V108H235ZM238 110H239V112H240V109H238ZM244 110H245V109H243V112H242V110H241V113H239L238 111H237L236 113L239 114V115L241 116V114L244 113ZM247 110H248V109H247ZM251 110H252V109H251ZM251 110H250V111H251ZM254 110H255V108H254ZM58 111H60V110H58ZM113 111H112V113H113ZM191 111H190L188 114L191 113L192 115L190 114L189 116L192 118V117L194 116V114H193V111H192V112H191ZM123 112H124V111H123ZM178 112H179V111H178ZM182 112H180V113H182ZM248 112H249V111H248ZM256 112L253 111L254 114H252V116L255 115ZM258 112H257V114H258ZM27 113H28V112H27ZM120 113H122V111H121ZM120 113H119V114H120ZM187 113H186V114H187ZM195 113H196V111H195ZM197 113H198V112H197ZM205 113H206V114L201 113V115H203V117L201 118V119H203V121H204V122L202 121L203 123H205V122L210 123L212 120H214V119H212V118H213V116H215V115L212 114V116H211V114H210V113H212L211 111H210V112H205ZM232 113H233V112H232ZM236 113H235V114H236ZM0 114H1V113H0ZM58 114H59V112H58ZM124 114H125V113H123V115H124ZM188 114H187V115H188ZM209 114H210V117H209ZM215 114H216V113H215ZM235 114H234V115H235ZM245 114H246V113H245ZM257 114H256V115H257ZM28 115H29V114H28ZM28 115H27V114L25 115V116H27V119H28V118H29V120L32 119V117L30 118L31 115H30V116H28ZM112 115H113V114H112ZM116 115H118V114H116ZM116 115H115V116H116ZM177 115H178V114H177ZM180 115H182V114H180ZM187 115L184 114V116L182 115L181 117H180V116H179V117H180V118H182V117L185 118V116L187 117ZM242 115H243V114H242ZM256 115H255V116H256ZM260 115H261V114H260ZM260 115H257V116H256V117L258 118V120H256V119H255V120H251V119H252V116H251V117H250L251 119H248V120H249V123H247V122H248V120H247L245 127H248V126H251V125H252L251 127H253V126H254V127H257L258 129H256V130H259V129H260V125H261V123H259L258 121H261V122H262L263 119H264V114L261 115V116H260ZM25 116H23L24 119L26 118ZM115 116H114V117H115ZM124 116H125V115H124ZM235 116H236V117H235ZM235 116H234V117L236 118V120H239V119H238L239 116H237V115H235ZM259 116H260V117H259ZM114 117H113V118H114ZM131 117H132V115H131ZM131 117H130V118H131ZM142 117H143V119H145V122H146V120H148V119L144 118L145 116H142ZM142 117H141V115H140L139 118H138V116H137V118L140 120V122H138V120H137L136 117L134 118L135 121H137V124L142 125V124H141ZM195 117H196V116H194V118H195ZM217 117H218V116H217ZM242 117H243V116H242ZM242 117H241V118H242ZM262 117H263V118H262ZM140 118H141V119H140ZM191 118H190V119H191ZM208 118H210V120H209ZM244 118H245V117H244ZM123 119H125V118H123ZM131 119H132V118H131ZM134 119H132V121H134ZM185 119H187V118H185ZM204 119H206V121H205ZM242 119H243V118H242ZM246 119H247V118H246ZM253 119H254V117H253ZM261 119H262V120H261ZM233 120H234V119H233ZM250 120H251V121H250ZM135 121H134V122H135ZM208 121H209V122H208ZM215 121H216V120H215ZM132 123H133V122H132ZM135 123H136V122H135ZM142 123L144 124V120L142 121ZM211 123H212V122H211ZM254 123H255V124H254ZM263 123H264V122H263ZM263 123H262V124H263ZM181 124H182V123H181ZM249 124H250V125H249ZM182 125H185V126L187 125V126H189L188 124H182ZM247 125H248V126H247ZM187 126H186V128H187ZM258 126H259V127H258ZM137 127H139V126H137ZM141 127H142V126H141ZM190 127H191V126H190ZM218 127H219V126H218ZM251 127L247 128V129L250 130ZM261 127H262V126H261ZM69 128H70V127H69ZM69 128H68V129H69ZM183 129H184V128H183ZM188 129H189V128H188ZM190 129H191V128H190ZM251 129H252L253 131L256 132V130H254L253 128H251ZM263 129H264V128H263ZM217 130H218V129H217ZM217 130H216V131H217ZM184 131H185V130H184ZM253 131H250V134H251V135H252L253 133H255V132H253ZM32 132H33V131H32ZM138 132H139V131H138ZM186 132L189 134V136H187V137L190 138V140H191L192 138L190 137V136H191L190 134H192V133H191V132L189 133V131H186ZM186 132H183V133L181 132V133L183 134L184 138L186 137V136L184 135V133H186ZM214 132H215V131H214ZM217 132H218V131H217ZM217 132H216V133H217ZM251 132H252V133H251ZM139 133H140V132H139ZM142 133H143V132H142ZM216 133H215V134H216ZM248 133H249V132H248ZM256 133H257V132H256ZM36 134H37V132H36V133H33V134H30V135H29V134H25V136H26V135L29 136L28 139H30V140H28V139H27V136H26L25 139H27V140L24 139L26 142L23 141V143L25 142V144H27V141H33V140L36 138V139L34 140V142H31L32 145H30L29 142H28V146L25 145V144H24V145H25L26 147H28L29 149H32V150L35 149L34 151H31V152H32L31 154H33V153L36 151V152H35L36 157H37V155H39V157L37 158V160L39 159L40 162H42L41 159L44 160V159L48 158V159H47V161H48V160H49V157H48L49 154H48V155H46V154H47L48 152L50 153V151L53 150L52 148H53V147L55 148V147H57V146H56L55 143H53V141H52L51 143L48 141V144H47V145H46L45 142H44V143H43L44 145H39V146H41V147L37 146V144H36V146H33V144L37 143V141H38L37 139L39 138V137L37 136L38 134H37V135H36ZM66 134H67V133H66ZM113 134H114V133H113ZM215 134H214V135H215ZM257 134H258V133H257ZM257 134H256V136H258ZM33 135H34V136H33ZM35 135H36V136H35ZM186 135H187V134H186ZM259 135H260V134H259ZM114 136L116 137V134H114ZM118 136H119V135H118ZM169 136H170V135H169ZM183 136H182V137H183ZM192 136H193V135H192ZM220 136H221V135H220ZM261 136H262V135H260V137H261ZM263 136H264V135H263ZM37 137H38V138H37ZM213 137H214V136H213ZM252 137H253V136H252ZM22 138H23V137H22ZM32 138H33V139H32ZM117 138H118V137H117ZM120 138H121V137H120ZM120 138H119V140H121ZM194 138H196V137H194ZM216 138H217V137H216ZM222 138L224 139V137H222ZM261 138H263V137H261ZM31 139H32V140H31ZM115 139H116V138H115ZM122 139H123V138H122ZM165 139H166V137H165ZM169 139H170V137H169ZM218 139H219V138H218ZM36 140H37V141H36ZM185 140H186V139H185ZM219 140H220V139H219ZM35 141H36V142H35ZM114 141H115V140H114ZM116 141H117V139H116ZM155 141H156V140H155ZM163 141H165L164 138H163ZM167 141H168V139H167ZM186 141L188 142L189 140H186ZM217 141H218V140H217ZM119 142H121V141H118L117 143H119ZM190 142H191V141H190ZM20 143H21V142H20ZM85 143H86V141H85ZM89 143H90V142H89ZM260 143H261V142H260ZM39 144H40V143H39ZM54 144H55V145H54ZM93 144H94V143H93ZM99 144H100V143H99ZM208 144H209V143H208ZM208 144H207V145H208ZM212 144H214V143H212ZM21 145H22V144H21ZM29 145L31 146V148L29 147ZM142 145H143V144H142ZM142 145H141V146H142ZM164 145L166 146V144H164ZM164 145H163V147H164ZM190 145H191V144H190ZM190 145H189V146H190ZM228 145H229V144H228ZM261 145H262V143H261ZM263 145H264V144H263ZM42 146H43V147L45 146V148L43 149ZM93 146H94V145H93ZM97 146H98V145H97ZM103 146H105V145H103ZM211 146H212V145H211ZM211 146H210V147H211ZM230 146H231V145H230ZM22 147H23V145H22ZM33 147H34V149H33ZM37 147H38V150L36 149ZM98 147H99L98 149H99L100 151L97 150V152H95V154H97V155H94V156H97V157H95V158H97V159L100 160L101 157L99 158V156H100V154H101V156H103V154H102V150H103L105 147H102V145H101V148H100V145H99ZM212 147H213V146H212ZM212 147H211V148H212ZM261 147L263 148V146H261ZM94 148H97V147H94ZM102 148H103V149H102ZM143 148H144V147H143ZM179 148H181V147H179ZM206 148H207V147H206ZM208 148H209V147H208ZM19 149H21V146H20ZM50 149H51V150H50ZM90 149H92L91 151L94 152L92 146H91ZM163 149H164V148H163ZM163 149H161V150H163ZM176 149H177V148H176ZM183 149H184V148H183ZM185 149H186V146H185ZM187 149H188V148H187ZM212 149H213V148H212ZM228 149H229V148H228ZM263 149H264V148H263ZM263 149L260 151V154H261V155L259 156L261 160L264 159V155H262V154H264V153H261V152H264ZM95 150H96V149H95ZM106 150H107V149H106ZM106 150L104 149V152H106ZM166 150H167V149H166ZM207 150H208V149H207ZM54 151H55V150H53V152H54ZM91 151H90V152H91ZM143 151H144V150H143ZM186 151H187V150H186ZM186 151H185V153H186ZM190 151H191V150H190ZM203 151H204V150H203ZM203 151H202V152H203ZM53 152L51 151L50 154H52ZM68 152H69V151H68ZM98 152H99V153H98ZM104 152H103V153H104ZM164 152H165V151H164ZM207 152H208V151H207ZM74 153H75V152H74ZM144 153H145V152H144ZM146 153H147V151H146ZM162 153H163V152H162ZM199 153H200V152H199ZM213 153H214V152H213ZM20 154H21V153H19L18 158L20 157ZM28 154H29V153H28ZM28 154H27V157L29 156ZM70 154H71V153H70ZM93 154H94V153H93ZM104 154H105V153H104ZM200 154H201V153H200ZM207 154H208V153H207ZM211 154H212V153H210V155H211ZM21 155H22V154H21ZM72 155H73V154H72ZM91 155H92V154H91ZM145 155H146V154H145ZM184 155H185V154H184ZM202 155H203V154H202ZM205 155H206V152H205ZM212 155H213V154H212ZM31 156H32V155H30V157H31ZM67 156H68V155H67ZM79 156H80V154H79ZM82 156H83V155H82ZM142 156H143V155H142ZM199 156H200V155H199ZM262 156H263V158H262ZM21 157H22V156H21ZM27 157H26V158H27ZM45 157H46V158H45ZM68 157H69V156H68ZM76 157H77V156H76ZM85 157H86V156H85ZM85 157H84V158H85ZM88 157H89V156H88ZM148 157H149V156H148ZM31 158H32V157H31ZM31 158H30V159H31ZM34 158H35V156H34ZM72 158H73V157H71V159H72ZM89 158H90V157H89ZM137 158H138V157H137ZM153 158H154V157H153ZM155 158H156V157H155ZM201 158H202V157H201ZM23 159H24V158H23ZM23 159H22V160H23ZM64 159H65V158H64ZM64 159H63V160H64ZM68 159H69V158H68ZM97 159H96V160H97ZM103 159H104V158H103ZM142 159H144V160H143L144 162H139L140 159H138V160L136 161V162L138 163V164L136 163L138 166H139V165L142 166V164L144 165V163H145V165L149 168L150 165H151V166L154 165L153 163H154L155 161H153L152 158H150V159H152L153 162H152V161L148 162L150 159L147 160V158H146V160H147V161H146V160H145V156H144V158L142 157ZM198 159H199V158H198ZM205 159H206V158H205ZM207 159H208V158H207ZM209 159H210V158H209ZM209 159H208V160H209ZM19 160H21V159H19ZM19 160H18V161H19ZM22 160H21V161H22ZM28 160H29V159H27L26 162H28ZM39 160H38V161H39ZM66 160H67V159H66ZM93 160L95 161L94 158H93ZM99 160H98V161H99ZM104 160H105V159H104ZM104 160H103V161H104ZM192 160H193V158H192ZM24 161H25V160H24ZM44 161H45V160H44ZM103 161H102V162H103ZM112 161H115V160H112ZM156 161H157V160H156ZM201 161H202L201 163H200V160L198 161V163L194 162V163L197 165L196 168L199 169L200 172H201L200 168L202 169L203 167H202V166L199 167V165H200V164L204 165L203 162H205V161L207 162V160L204 161L203 159H201ZM212 161H214V160H212ZM221 161H222V160H221ZM263 161H264V160H263ZM63 162H65V160H64ZM102 162H101V163H102ZM115 162H116V161H115ZM117 162H118V160H117ZM147 162H148L149 164H148ZM151 162H152L153 165L151 164ZM38 163H39V162H38ZM96 163L99 164L100 162H97V161H96ZM101 163H100L99 165H96V166H99L100 169H102V170L104 169L103 171L107 170L108 162H106V163H105V162L102 163L103 166L101 165ZM118 163H119V162H118ZM199 163H200V164H199ZM66 164H67V163H65V166H66V167L64 166L65 169H62V170H61L63 173H61V176H60V177L63 178V176L65 175V176H64V179H70V178H72L73 176L70 177V174H71V173H70L69 169H66V168H68V164H70V161H69V163H68L67 165H66ZM105 164H106V165H105ZM112 164L114 165L115 163L112 162ZM133 164H134V163H133ZM198 164H199V165H198ZM263 164H264V163H263ZM63 165H64V164H63ZM104 165H105L106 167H105ZM109 165H111V164H109ZM113 165H111V166H113ZM145 165H144V167H141V168H142V171H143L144 168H145V169H144L145 171H146V169H148L147 167H145ZM196 165H195V166H196ZM205 165H206V164H205ZM205 165H204V167H205ZM94 166H95V164H94ZM96 166H95V167H96ZM114 166H115V165H114ZM118 166H119V164H117V167H118ZM138 166H136V167H138ZM151 166H150V167H151ZM108 167H109V166H108ZM69 168H70V167H69ZM114 168H115V167H114ZM118 168H119V167H118ZM118 168H117V169H118ZM92 169H93V168H92ZM111 169H112V168H111ZM117 169H116V170L114 169V171H116L115 175L118 174V173H117ZM95 170H96V169H95ZM97 170H98V168H97ZM102 170H101V171H102ZM108 170H109V169H108ZM61 171H60V172H61ZM101 171H100V172L97 171V172L100 173V174H102ZM118 171H119V169H118ZM147 171H148V170H147ZM202 171H204V170L202 169ZM66 172H67V173H66ZM119 172H120V171H119ZM193 172H194V171H193ZM197 172H198V171H197ZM234 172H235V170H234ZM234 172H233V174H234ZM236 172H237V171H236ZM236 172H235V174H234V179H232V180H234V182H235V176L237 175ZM110 173H111V172H110ZM143 173H144V171H143ZM146 173H147V172H146ZM204 173H205V172H204ZM241 173H243V172H241ZM59 174H60V173H59ZM62 174H63V175H62ZM104 174H105V173H104ZM107 174H108V171H107ZM144 174H145V173H144ZM144 174H143V175H144ZM147 174H148V173H147ZM200 174H201V173H200ZM233 174H232V175H233ZM238 174H239V173H238ZM67 175H69L70 178H66V177H68ZM71 175H73V171H72V174H71ZM95 175H96V174H95ZM97 175L100 176L99 174H97ZM105 175H106V174H105ZM109 175H111V174H109ZM119 175H121V174H118V178H119ZM143 175H142V176H143ZM214 175H215V174H214ZM239 175H240V174H239ZM256 175H257V174H256ZM251 176H253V174H252ZM101 177H102V176H100V178H101ZM106 177H107V176H106ZM112 177H113V176H112ZM177 177H178V176H177ZM232 177H233V176H232ZM237 177H238V176H237ZM86 178H87V177H86ZM95 178H96V177H95ZM147 178H148V177H147ZM147 178H146V179H147ZM149 178H150V177H149ZM198 178H200V177H198ZM212 178H213V177H212ZM230 178H231V177H230ZM256 178H258V177H256ZM256 178H255V177H254V178L252 177L253 181L255 182L254 184H257L256 187L253 186V185H250V184L253 182L252 179L250 178L251 183L249 184V185H250L249 189L251 188V186H252L253 188H254V187H255V188H258V187H257V186H258V182H257V181H260V180H259V179L257 180ZM50 179H53V178H50ZM72 179H73V178H72ZM74 179H75V178H74ZM76 179H77V178H76ZM97 179H98V182H95V183H98V184H99V187H98V188H100V191H101V190L104 191V192L101 191V193H103V197H104V194H105V196L108 195V194H106V193H109L110 191L108 192L107 189H105L104 187L102 188L103 185L101 184V186H100V183H99L100 179H99V178H97ZM101 179L103 180L104 178H101ZM115 179H116V178H115ZM179 179H180V178H179ZM183 179H184V178H183ZM194 179H195V178H194ZM220 179H221V178H220ZM220 179H219V180H220ZM90 180H91V179H90ZM90 180H89V183H90ZM104 180L106 181V179H104ZM104 180H103V181H104ZM147 180H149V179H147ZM191 180H192V179H191ZM199 180H200V179H197V182H198ZM201 180H202V179H201ZM217 180H218V179H217ZM221 180H222V179H221ZM229 180H230V179H229ZM236 180H237V179H236ZM238 180H239V179H238ZM247 180H249V179H247ZM43 181H44V180H43ZM53 181H54V179H53ZM53 181H52V180H49V181L46 180V181H44V182H46L45 184H44V182H43V183L41 182V183H42V185L40 184L41 187H38L39 191L37 190L38 193H37V191H36V194H38L37 198L39 197V199H40V201H41V202L39 201L40 203H42V204L47 203V201L49 200V196L51 195V192H52L53 190H55V187H56V186L54 187V184H55V183L57 184V182L54 183ZM65 181H66V182L68 181V182L70 183L69 180H65ZM71 181H72V180H71ZM79 181H80V180H79ZM162 181H163V179H162ZM180 181H181V179H180ZM180 181H179L178 183H180ZM193 181H194V180H193ZM206 181H207V180H206ZM206 181H205V183H206ZM208 181H209V180H208ZM211 181H212V180H211ZM213 181H214V180H213ZM63 182H64V181H63ZM73 182H74V181H73ZM80 182H81V181H80ZM112 182H113V181H112ZM194 182H195V181H194ZM203 182H204V181H203ZM216 182H217V181H216ZM223 182H224V181H223ZM230 182H231V181H230ZM234 182H233V183H234ZM61 183H62V182H61ZM85 183H88V181L85 180V181H84V184H85ZM95 183H94V185H95ZM102 183H103V182H102ZM205 183H204L203 187H205V185H206ZM210 183H211V182H210ZM210 183H209V184H210ZM214 183H215V182H214ZM214 183H213V184H214ZM217 183H218V182H217ZM56 184H55V185H56ZM84 184H83V185H84ZM98 184H96V185H98ZM106 184H107V183H106ZM158 184H159V183H158ZM164 184H165V183H164ZM174 184H175V183H174ZM184 184H185V183H184ZM189 184H191V183H189ZM196 184H197V183H196ZM202 184H203V183H201V185H202ZM213 184H212V186H213ZM230 184H232V183H230ZM246 184H247V183H246ZM63 185H64V183H63ZM75 185H77V184H75ZM83 185H82V186H83ZM92 185H93V183H92ZM181 185H182V184H181ZM201 185H200V186H201ZM215 185H216V184H215ZM232 185H233V184H232ZM57 186H59V185H57ZM67 186H68V185H67ZM69 186H70V185H69ZM69 186H68V187H69ZM82 186H81V188H82ZM160 186H161V185H160ZM173 186H174V185H173ZM179 186H180V185H179ZM185 186H186V185H185ZM190 186H191V185H190ZM194 186H195V185H194ZM207 186H210V187H211V184H210V185L207 184ZM207 186H206V188H208ZM53 187H54V188H53ZM60 187H61V186H60ZM64 187H65V186H64ZM73 187H74V186H73ZM85 187H86V186H85ZM88 187H89V186H88ZM116 187H117V185H116ZM164 187H165V186H164ZM167 187H168V186H167ZM177 187H178V184H177ZM183 187H184V185H183ZM210 187H209L208 189L211 190L212 188H210ZM231 187H232V186H231ZM244 187H245V192H247V191H246V187L248 188V186H244ZM56 188H57V187H56ZM66 188H67V187H66ZM101 188H102V189H101ZM118 188H119V187H118ZM171 188H172V186H171ZM178 188H179V187H178ZM255 188H254V190H253L252 188H251L252 190H251V189H250V190H251V191H256ZM69 189H72V188L69 187ZM78 189H79V188H78ZM82 189H84V188H82ZM82 189H81V190H82ZM94 189H95V188H94ZM116 189H117V188H116ZM163 189H164V188H163ZM180 189H181V188H180ZM56 190L59 191L58 188H57ZM61 190H62V187H61ZM61 190H60V191H61ZM75 190H76V189H75ZM97 190H98V189H96V191H97ZM119 190H120V188H119ZM171 190H172V189H171ZM184 190H185V189H184ZM194 190H195V189H194ZM199 190H200V189H199ZM203 190H205V189L203 188ZM214 190H215V189H214ZM243 190H244V189H243ZM257 190H258V189H257ZM58 191H57V193H58ZM63 191H64V190H63ZM65 191H68V190H65ZM65 191H64V192H65ZM77 191H78V190H77ZM77 191H76V192H77ZM82 191H83V190H82ZM89 191H90V190H89ZM94 191H95V190H93V192H94ZM96 191H95V192H96ZM112 191H113V190H112ZM175 191H177V190H175ZM178 191H179V190H178ZM178 191H177V192H178ZM196 191H198L197 188H196ZM200 191H201V190H200ZM212 191H213V189H212ZM53 192H54V191H53ZM61 192H62V191H61ZM70 192H71V191H70ZM97 192H98V191H97ZM121 192H122V191H121ZM169 192H170V191H169ZM177 192H176V193H177ZM198 192H199V191H198ZM201 192H202V191H201ZM203 192L205 193V191H203ZM206 192H207V191H206ZM245 192H244L243 195H245ZM82 193H83V192H82ZM89 193H90V192H89ZM89 193H87V194L89 195ZM99 193H100V192H99ZM183 193H184V192H183ZM190 193H192V192H190ZM190 193H189V194H190ZM49 194H50V195H49ZM68 194H69V193H68ZM73 194H74V193H73ZM84 194H85V192H84ZM185 194H186V193H185ZM195 194H196V193H195ZM199 194H200V193H199ZM248 194H249V193H248ZM254 194H255V193H254ZM58 195H59V193H58ZM77 195H78V194H77ZM81 195H82V194H81ZM85 195H86V194H85ZM109 195H110V194H109ZM114 195H115V194H114ZM170 195H171V194H170ZM174 195H175V194H174ZM186 195H187V194H186ZM196 195H197V194H196ZM207 195H208V192H207ZM207 195H205V196H207ZM223 195H224V194H223ZM251 195H252L253 198H255V197H254L255 195L253 196L252 193H251ZM251 195H250V196H251ZM75 196H76V195H75ZM110 196H113V195H110ZM110 196H109V197H110ZM116 196H117V195H116ZM163 196H164V195H163ZM168 196H169V195H168ZM181 196H182V195H181ZM72 197H73V195H72ZM81 197H83V199L86 197V200H87V196H84V195H83V196H80V198H81ZM118 197H119V196H118ZM171 197H172V196H171ZM171 197H170V198H171ZM175 197H176V196H175ZM179 197H180V196H179ZM184 197H185V196H184ZM195 197H196V196H195ZM203 197H204V196H203ZM246 197H248V196L246 195ZM252 197H251V200H250L249 198L245 199L244 197H243V199H245V200H248V199H249L250 201H252ZM74 198H75V197H74ZM80 198L78 197V200H80ZM107 198H108V197H107ZM158 198H159V196H158ZM158 198H157V199H158ZM185 198H186V197H185ZM191 198H192V197H191ZM206 198H207V197H206ZM208 198H209V196H208ZM75 199H76V198H75ZM83 199H81V201H82ZM165 199H166V198H165ZM201 199H204V198L201 197ZM259 199H261L260 201H258V202H260V203H261V201H262V202L264 201L263 197H259ZM214 200H215V199H214ZM214 200H212L213 203H214ZM73 201H74V200H73ZM165 201H166V200H165ZM204 201H205V199H204ZM60 202H61V201H60ZM75 202H76V201H75ZM75 202H74V203H75ZM77 202H78V201H77ZM79 202H80V201H79ZM82 202H83V201H82ZM82 202H81V203H82ZM258 202L254 203V201H253L252 203H249V204H247L246 206H245L244 204L241 203V204L244 205L245 208H247V209L242 208V205H241V204H240L241 206L239 205L240 207L238 206V207L240 208V209L238 208V209H239V212L242 211L243 209L246 210V212H244L245 210H244L243 212H241L242 215L240 214L241 216L244 217V218H243L244 221H243V224H241V223H242V220L239 221V224L241 225V226H240V225H239V226L242 227L241 229H243V228L245 227V229L242 230V231L244 232L245 230H247L246 232H247L249 235L246 234V232H244V234H245V236H246L247 238L251 236L250 234H252V235H253V234H255V235L258 234V235H260V236H258V235L254 236V235H253L255 238H257V237L262 238V236L264 237V207H262V206H264V202L261 203V204L258 203ZM162 203H163V202H162ZM243 203H245V201H243ZM246 203H248V201H247ZM246 203H245V204H246ZM77 204H78V203H77ZM208 204L211 205L210 201H209ZM208 204H207V205H208ZM254 204H255V207H257V206H259V205H260V206L262 205V206H261V207H257V208L255 209V207L252 206V205H254ZM256 204H258V205L256 206ZM44 205H45V204H44ZM75 205H76V204H75ZM79 205H80V204H79ZM193 205H194V203H193ZM212 205H213V204H212ZM119 206H120V204H119ZM157 206H158V205H157ZM187 206H188V205H187ZM189 206H190V205H189ZM201 206H202V205H201ZM213 206H214V205H213ZM247 206H248V207H247ZM249 206H250L251 209L249 208ZM251 206H252V207H251ZM78 207H79V206H78ZM122 207H123V206H122ZM100 208H101V207H100ZM159 208H160V207H158V209H159ZM209 208H210V206H209ZM211 208H212V206H211ZM248 208H249V209H248ZM66 209H67V208H66ZM84 209H85V207H84ZM187 209H188V208H187ZM204 209H205V208H204ZM67 210H69V209H67ZM67 210H66V211H67ZM82 210H83V209H82ZM101 210H102V209H101ZM101 210H100V211H101ZM207 210H208V209H207ZM218 210H219V209H218ZM236 210H237V209H236ZM64 211H65V210H64ZM85 211H86V210H85ZM85 211H84V212H85ZM98 211H99V209H98ZM252 211H254V212H252ZM95 212H96V211H95ZM194 212H195V211H194ZM204 212H205V211H204ZM215 212H216V211H215ZM220 212H221V211H220ZM64 213H65V212H64ZM68 213H69V212H68ZM93 213H94V212H93ZM98 213H100V212H98ZM98 213H97V214H98ZM196 213H198V212H196ZM216 213H218V211H217ZM244 213H245V214H244ZM247 213L249 214V216L246 215ZM95 214H96V213H94V215H95ZM100 214H101V213H100ZM102 214H103V213H102ZM123 214H125V213L123 212ZM212 214H213V213H212ZM219 214H220V213H219ZM221 214H222V213H221ZM94 215H93V217H96V216H94ZM127 215H128V214H127ZM127 215H125V217H126ZM159 215H160V214H159ZM215 215H216V214H215ZM237 215H238V214H237ZM240 215H239V216H240ZM245 215H246V217H245ZM98 216H100V215H98ZM98 216H97L95 219H97ZM128 216H129V215H128ZM128 216H127V217H128ZM165 216H166V215H165ZM235 216H236V215H235ZM235 216H234V217H235ZM68 217H69V216H68ZM68 217H67V218H68ZM170 217H171V216H170ZM170 217H169V218H170ZM221 217H222V216H221ZM247 217L249 218L248 220H249L250 223H251L252 221L255 222L252 226H250V225H251L253 222H252L250 225L248 224L249 226H246L248 220L246 219V220H247V222H246V221H245V218H247ZM90 218H91V217H90ZM128 218H129V217H128ZM148 218H150V217H148ZM160 218H161V217H160ZM167 218H168V217H167ZM171 218H172V217H171ZM173 218H174V217H173ZM198 218H199V217H198ZM216 218H217V217H216ZM218 218H219V217H218ZM240 218H241V217H240ZM93 219H94V218H91V220H93ZM100 219H101V216H100L99 220H100ZM113 219H114V218H113ZM118 219H119V218H118ZM125 219H126V218H125ZM165 219H166V218H165ZM165 219H162L161 221H159V222H161L160 224L163 225V223H167L168 221L165 222ZM234 219H235V218H234ZM127 220H128V219H127ZM166 220H167V219H166ZM215 220H217V219H215ZM238 220H239V219H238ZM251 220H252V221H251ZM93 221H95V220H93ZM116 221H117V220H116ZM121 221H122V220H121ZM125 221H126V220H125ZM147 221H148V220H147ZM96 222H97V221H96ZM123 222H124V221H123ZM162 222H163V223H162ZM233 222H234V220H233ZM233 222H232V223H233ZM236 222H237V220H236L235 223L233 224L232 228L234 227V225H235V229H236V226L239 227L238 225H236ZM240 222H241V223H240ZM143 223H144V222H143ZM244 223H246V225H245ZM91 224H92V222H91ZM103 224H104V223H103ZM146 224H148V223H146ZM146 224H144V225H146ZM151 224H152V222H151ZM237 224H238V222H237ZM116 225H117V224H116ZM121 225H122V224H121ZM142 225H143V224H142ZM148 225H149V224H148ZM164 225H166V224H164ZM214 225H215V224H214ZM214 225H213V227H214ZM102 226H103V225H102ZM114 226H115V225H114ZM96 227H97V226H96ZM121 227H122V226H121ZM147 227H149V226H147ZM163 227H164V226H163ZM246 227H247L248 229H247ZM249 227H250V228H249ZM251 227H252V228H251ZM157 228H158V227H157ZM228 228H229V227H228ZM57 229H58V228H57ZM57 229L55 228V231H56ZM152 229H153V228H152ZM161 229H162V228H161ZM235 229H232V230L234 231ZM53 230H54V229H53ZM98 230H99V229H98ZM118 230H119V229H118ZM216 230H217V229H216ZM229 230H231V229L229 228ZM248 230L251 231V232H249ZM60 231H61V230H60ZM146 231H147V230H146ZM146 231H144V232H146ZM157 231H158V230H157ZM163 231H164V230H163ZM233 231H229V232H231V234H232ZM239 231H240V229H239ZM0 232H1V231H0ZM103 232H104V231H103ZM138 232H139V231H138ZM144 232H143V233H144ZM215 232H216V231H215ZM226 232H227V231H226ZM234 232H236V231H234ZM237 232H238V231H237ZM237 232H236V233H237ZM252 232H253V233H252ZM89 233H90V234H87V235H86V236H87L86 240L89 241L88 244H90V247H91V243H92V245L95 244L94 246L97 247L96 249H98V247L100 246V245H99L100 241H101V242H105V241H103L104 239L101 240L102 237L99 236V235H101V233H97V232H96L97 235H95V234L92 235L91 232H90V230H89ZM92 233H93V231H92ZM141 233H142V232H141ZM152 233H153V232H152ZM160 233H161V232H160ZM53 234H54V233H53ZM157 234H158V232H157ZM182 234H183V232H182ZM209 234H210V233H209ZM226 234H227V233H226ZM231 234H230V235H231ZM54 235H55V234H54ZM62 235H63V234H62ZM84 235H85V234H84ZM89 235H92V236L90 237ZM132 235H133V234H132ZM137 235H139V233H138ZM153 235H154V234H153ZM153 235H152V236H153ZM160 235H161V234H160ZM184 235H185V232H184ZM227 235H228V234H227ZM230 235H229V236H230ZM242 235H243V234H242ZM57 236H58V235H57ZM57 236H56V237H57ZM59 236H60V235H59ZM104 236H105V235H104ZM141 236H142V235H141ZM144 236H145V235H143V237H144ZM154 236H155V235H154ZM164 236H165V235H164ZM209 236H210V235H209ZM233 236H234V235H233ZM245 236H244V237H245ZM76 237H77V236H76ZM78 237H79V235H78ZM82 237H83V238H82ZM125 237H126V236H125ZM128 237H129V236H128ZM135 237H136V236L134 235V238H135ZM224 237H226V236H224ZM224 237H223V238H224ZM251 237H252V236H251ZM251 237H250L249 240L246 238V239L248 240V244H246V247H247L248 245H250V246H248V247H249L250 249H252V250L254 249L255 252H256L257 249H255L254 246L257 247V245H258V244H256V243H257V240H261V239L258 238V239L256 240L255 238H252V240L255 239L254 241H256V242H255L256 245H254V243H253L254 241L251 240ZM73 238H74V237H73ZM81 238L83 239L82 241L80 240L81 243H82V242H84V240H85L84 238H85V237H84V236H81ZM117 238H118V236H117ZM117 238H116V239H117ZM159 238H160V237H159ZM166 238H167V237H166ZM209 238H210V237H209ZM213 238H214V237H213ZM230 238H232V240H230ZM230 238H229V240H228L227 238H224V240L222 239L223 242H220V243H223L222 245L220 244V245L222 246V250H223V251L220 252V253H221V254H224L223 252H224V250H225L226 253H225L224 256H226V257H227V254H228V255L231 254L230 251H232L231 249L233 248V246L235 247V248H233V249H235V250H238V249L240 248V247H239V243H238V247H237V242H238V241L236 242V244H235V242H234L235 237H234V239H233V237L230 236ZM53 239H56V238H53ZM60 239H61V238H60ZM60 239H59V240H60ZM78 239H79V238H78ZM98 239H100V240H98ZM135 239H136V238H135ZM147 239H148V238H147ZM147 239H145V240H147ZM150 239H151V237H150ZM162 239H163V238H162ZM162 239H161V240H162ZM164 239H165V238H164ZM207 239H208V237H207ZM211 239H212V238H211ZM226 239H227V240H226ZM56 240H57V239H56ZM76 240H77V239H76ZM86 240H85V241H86ZM119 240H120V239H119ZM130 240H132V242H137L136 240L133 241L134 239H133L132 237H131ZM130 240H129V243H130V245H132V246H130V245L128 244V239H127V242H125V241H124V242H125L126 244H128L129 246H128V245H124L123 240L121 241V242H122L121 244H119L120 241H118L119 243H118L117 246H121V245H122V249H123V248H124L123 245H124V246H127L126 248H128V247H130V248L133 247V248H131V249H134V250H135V247H134V245L132 244V242H130ZM138 240H139V238H138ZM151 240H152V239H151ZM156 240H158V239H156ZM156 240L154 239V241H153V243H154L153 245H154V248H155V249L158 248V247L156 246V243H157V242L155 243ZM225 240H226V241L234 242V245L232 244L233 246H230V245H229V242H227L228 244H227V243H224ZM236 240H237V239H236ZM247 240H246V241H247ZM250 240H251V241H250ZM54 241H55V240H54ZM57 241H58V240H57ZM139 241H140V240H139ZM159 241H160V239L158 240V242H159ZM164 241H165V240H164ZM164 241H161L160 243L157 244L158 246H159V244L161 245V247L159 246L161 249H160V248L157 249V250H158V253H159V251L162 250V248H163V244H164L163 242H164ZM249 241H250V242H249ZM72 242H73V241H72ZM74 242H75V241H74ZM86 242H87V241H86ZM86 242H84V243H86ZM165 242H166V241H165ZM258 242H259V241H258ZM76 243H77V242H76ZM84 243H83V244H84ZM161 243H162V244H161ZM249 243H250V244H249ZM73 244H75V243H73ZM96 244H98L99 246H96ZM116 244H117V243H116ZM226 244H227V245H226ZM252 244H253V246H251ZM70 245H71V244H70ZM81 245H82V244H81ZM86 245H87V243H86ZM114 245H115V244H114ZM138 245H141V241H140L139 243H136L137 249H138V250H139V249H140V250L142 249L141 251H144V250L146 249V248H144L143 245H141V246H138ZM144 245H147V243L144 244ZM149 245L151 246V243H150V242H149ZM149 245H148V246H149ZM166 245H167V244H166ZM228 245H229L230 248L228 247ZM94 246H93V247H94ZM110 246H112V245H110ZM155 246H156V247H155ZM164 246H165V245H164ZM224 246H227V247H224ZM243 246H245V243H244ZM80 247H81V246H80ZM86 247H88V246H86ZM145 247H146V246H145ZM231 247H232V248H231ZM236 247H237L238 249H236ZM241 247H242V246H241ZM69 248H70V247H69ZM77 248L79 249L78 246H77ZM107 248H109V247L107 246ZM107 248H105V250H102V249H104V247H102V249H101V248H99V249H101V251H103L104 253H106L107 250H110V248H109V249H107ZM219 248H220V247H219ZM225 248H229V251H228V249H225ZM113 249H114V248H113ZM118 249H120V248H118ZM122 249L119 250V251H122ZM131 249L129 250V253H132V252H130ZM143 249H144V250H143ZM155 249H154V250H155ZM240 249H241V248H240ZM240 249H239V250H240ZM250 249H247L248 251H246V250L243 251V252L246 251L247 256H245V254H244L243 252H242V253H243L244 256H243V255L241 256V254H242L241 251H242V250L239 251V252L241 253L240 256L242 257V259L240 260V258H237V257L235 256L236 260L233 258V259H234L233 261H235L236 264H241V262H242V264H244V263L248 264V262H249V264H251V263H252V264H253V263L256 264V257L253 255V256L255 257V260H254V258L252 259V257H253L252 254H253V253H250ZM73 250H74V249H73ZM124 250H125V249H124ZM124 250H123V252L126 253ZM149 250H150V249H149ZM157 250H156V252H157ZM220 250H221V249H220ZM235 250H233V251H235ZM254 250H253V251H254ZM94 251H95V250H94ZM119 251H117V248H116V250H115L114 252H115V254H116L117 252H118V253H122V254H120V255L123 257V252H119ZM227 251H228L229 253H227ZM49 252H50V251H49ZM69 252H70V251H69ZM74 252H75V251H74ZM85 252H86V250H85ZM96 252H98V251H96ZM108 252H109V251H108ZM108 252H107V253H108ZM112 252H113V250H112ZM114 252H113V253H114ZM154 252H155V251H154ZM156 252H155V253H156ZM218 252H219V250H218ZM239 252H237L236 254L238 255ZM255 252H254V254H255ZM66 253H67V252H66ZM66 253H65V254H66ZM70 253H71V252H70ZM77 253H79V250H78ZM82 253H83V252H82ZM98 253H99V252H98ZM107 253H106V254H107ZM129 253H128V254H129ZM133 253H135V251H134ZM150 253H152V252H150ZM155 253H154V254H155ZM161 253H162V251H161ZM220 253H218V254L220 255ZM249 253H250V255H249ZM87 254H90V253H87ZM92 254L94 255L95 253H92ZM136 254H138V253H136ZM136 254H135V255H136ZM163 254H164V253H162V255H163ZM234 254H235V252H234ZM234 254H233V255H234ZM93 255H92V256H93ZM102 255H103V257H104V256L106 257L105 254H102ZM113 255H114V254H113ZM120 255L117 254V255L113 256V259H114V257L119 258ZM125 255H126V254H125ZM125 255H124V257H125ZM135 255H134V256H135ZM139 255H140V254H139ZM151 255H152V254H151ZM155 255H156V254H155ZM158 255H159V254H158ZM158 255H157V256H158ZM162 255H161V256H162ZM255 255H256V254H255ZM65 256H66V255H65ZM81 256H82V255H81ZM84 256H85V255H84ZM84 256H82V257H84ZM88 256H89V255H88ZM90 256H91V255H90ZM97 256H98V255H97ZM109 256H110V252H109ZM127 256H128V255H127ZM140 256H141V255H140ZM153 256H154V255H153ZM153 256H152V257H153ZM167 256H168V255H167ZM217 256H218V255H217ZM224 256H223V257L220 256V257H222V258H220L221 260H219V262H220L221 264H228L227 261H226V262L223 261V259H225ZM238 256H239V255H238ZM240 256H239V257H240ZM66 257H67V256H66ZM69 257H71L70 254H69ZM95 257H96V256H94L93 258H95ZM100 257H101V256H100ZM100 257H98V259H97V257H96L95 260H97V261L100 262V264H101V261H100V260H101V259L103 260L105 257H104V258L101 257V259H100ZM228 257H229V256H228ZM244 257H245V259H244ZM246 257H248L250 261H247L248 258H246ZM87 258H88V257H87ZM89 258H90V257H89ZM107 258H109V257H107ZM133 258H135V257H133ZM149 258H150V257H149ZM154 258H155V257H154ZM157 258H160V257H159V256L156 257V260H157ZM175 258H176V256H175ZM250 258H251V259H250ZM263 258H264V257H263ZM263 258L261 259L260 262H264V261H263ZM84 259H85V258H84ZM105 259H106V258H105ZM110 259H111V256H110L109 260H110ZM113 259H112V260H113ZM119 259H120V258H119ZM152 259H153V258H152ZM162 259H163V257H162ZM176 259H177V258H176ZM179 259H180V258H179ZM218 259H219V258H218ZM258 259H259V258H258ZM46 260H47V259H46ZM68 260L70 261V258H69ZM73 260H74V259H73ZM109 260H108V261H109ZM115 260H118V259H115ZM120 260H121V261L124 260L123 262L126 261L125 258H124V259L121 258ZM120 260H118V261H120ZM130 260H131V259H130ZM146 260H148V259H146ZM167 260H168V258L166 259V261H167ZM216 260H217V259H216ZM225 260H226V259H225ZM231 260H232V259H231ZM243 260H245V261H243ZM253 260H254V261H253ZM44 261H45V260H44ZM63 261H64V260H63ZM69 261H68V262H69ZM87 261H88V260H87ZM87 261H85V262H87ZM97 261H96V262H97ZM103 261H104V260H103ZM103 261H102V263H104ZM110 261H111V260H110ZM118 261H117V262H118ZM121 261H120V262H121ZM153 261H154V259H153ZM178 261H179V260H178ZM221 261H223V262H221ZM237 261H238V262L241 261V262L237 263ZM68 262H65V263H68ZM73 262H75V261H73ZM105 262H106V261H105ZM111 262H112V261H111ZM113 262H114V261H113ZM117 262H116V263H117ZM128 262H129V261H128ZM150 262H152V261H150ZM150 262H149V263H150ZM160 262H161V263L163 262L162 264H164L165 261H164V260H163V261L159 260V263H160ZM173 262H174V260H173ZM175 262H177V261H175ZM175 262H174L173 264H175ZM214 262H215V261H214ZM219 262H216V264H219ZM229 262H230V261H229ZM231 262H232V261H231ZM250 262H251V263H250ZM43 263H44V262H43ZM47 263H48V262H47ZM70 263H72V262H70ZM83 263H84V262H83ZM83 263H82V264H83ZM92 263H93V262H92ZM92 263H91V264H92ZM108 263H109V262H108ZM118 263H119V262H118ZM149 263H148V264H149ZM156 263H157V261H156ZM156 263H154V264H156ZM166 263H167V262H166ZM235 263H234V264H235ZM106 264H107V263H106ZM111 264H112V263H111ZM119 264H120V263H119ZM121 264H122V263H121ZM135 264H136V262H135ZM229 264H230V263H229ZM257 264H258V262H257Z\"/></svg>",
	"mask_w": 264,
	"mask_h": 264
}]
</instances>
